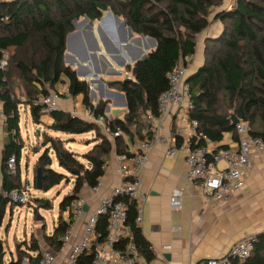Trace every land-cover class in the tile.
<instances>
[{"label": "trees", "instance_id": "16d2710c", "mask_svg": "<svg viewBox=\"0 0 264 264\" xmlns=\"http://www.w3.org/2000/svg\"><path fill=\"white\" fill-rule=\"evenodd\" d=\"M222 0H0V100L2 123L6 141L2 148L0 186V228L8 199L3 192L22 190L19 161L23 142L19 134V106L26 103L32 122L40 123L42 104H34L39 97L46 96L58 83L66 84L70 98L81 96L82 104L90 107L94 116L104 115L108 100L93 104L89 99V84L80 80L73 68L63 61L66 36L74 30L72 20L86 16L91 21L100 19L103 12H111L126 20L127 26L136 35L152 37L156 46L146 59L125 69L132 79L115 81L109 89L124 94L127 109L122 118L107 122L111 132L120 129V134L111 138L100 126L72 113L55 109L49 112L52 123L41 133L42 151L35 162L42 172V188L47 192L68 176L52 168L54 162L73 178L70 193L64 195L58 204V221L50 235L45 236L46 246L54 252L61 249V237L70 224L63 219L70 203L81 196L84 188L96 184L105 170L109 155L129 154V146L142 139L149 127L147 115H157V101L160 93L168 88L167 73L185 57L196 52L197 36L201 34L211 18L222 24L221 32L206 38L204 61L189 72L186 82L189 86L191 108L186 112L189 121L197 123V130L204 133L206 140L189 138V145L203 146L207 142L222 139L230 132L238 139L235 125L231 123L234 114L248 126L250 136L264 141V0H236L235 6L214 12L212 7ZM7 53V54H6ZM24 94L25 100L20 96ZM175 126V125H174ZM49 131L75 135L94 132L96 142L91 149L76 154L67 148L69 140L53 136ZM173 136L179 143L180 136ZM126 138L128 141H126ZM15 155L16 172L7 171V159ZM127 234L115 246L126 242L135 245L140 256L151 261L154 253L150 243L142 234L137 223V201L125 198ZM45 208L47 199H37ZM14 204H10L12 210ZM107 219L101 216L95 231L103 238L107 233ZM250 255L230 264H264V233L256 237ZM39 249V243L31 239L27 249L15 259L5 262L3 242L0 238V264H21L23 256ZM19 251V249H18ZM81 264H90L92 254H82Z\"/></svg>", "mask_w": 264, "mask_h": 264}, {"label": "crops", "instance_id": "0c3cea01", "mask_svg": "<svg viewBox=\"0 0 264 264\" xmlns=\"http://www.w3.org/2000/svg\"><path fill=\"white\" fill-rule=\"evenodd\" d=\"M117 17L104 14L101 21L98 19L92 21V24L89 19H77L68 45L67 42L65 43L64 63L75 72H79L87 82L94 73L98 74L102 80L113 79L108 76L109 71L118 72L119 70L121 71L119 74H122V68L133 64V59L139 54L140 48L149 52L156 46V41L153 44L151 40H140L138 35L130 34L127 24H123L125 19ZM211 25L219 34L222 24L212 18L202 33L209 35V33L206 34V30ZM207 31L213 32L210 29ZM217 34L206 36V38ZM149 41L152 42L151 49L146 47ZM190 57L192 60L194 55ZM98 66L102 67V70ZM82 70L85 71L84 74L80 73ZM58 84L62 86L60 89H66L65 83ZM58 84L55 85V89L60 92L62 90L57 88ZM99 89L100 87L96 88L93 94H99ZM20 98L24 101V94ZM100 99L111 102L108 105L109 111L106 110L107 106L105 107V114L109 120L112 119L110 110L124 106L115 103L108 95ZM57 102L58 109L68 112L83 106L81 96L74 98L59 96ZM22 112L26 119L32 122L26 103H21L19 106V120ZM172 112L171 117L164 120V132L173 136L172 126L175 127V133L180 136L179 143L186 144L191 137L186 113L178 109ZM124 113H119L116 117L122 118ZM178 118H181L180 125L176 123ZM52 121L50 115L46 113L40 115L39 124L32 122L36 137V144L33 147L40 146L41 133L47 131L46 126H49ZM49 132L53 136H58L56 132ZM5 141L6 133L0 118V186L2 148ZM206 145L211 150L219 148L236 150L238 139L232 133L226 132L221 140L208 142ZM129 151H138V144L129 146ZM33 152L38 154L39 151ZM165 152L166 145H155L149 151L143 168L141 189L144 196L137 201V209L141 210V220L137 223L143 236L150 243L154 257L151 261H147L138 253L136 264H192L202 258L221 257L232 243L244 235L264 233V152H253L250 157L251 169L245 175L241 187L228 199L220 202L212 201L195 185L187 184L183 154L167 157ZM114 155L112 152L108 157L107 168L101 177L103 186L99 195L91 196L87 188L81 192V196L87 199V207L81 220L73 227L71 243L79 237L84 221L89 212L97 206L99 198L109 195L111 188L118 182ZM224 167L223 160L215 163L216 171ZM176 188L182 189L183 193L179 208L174 209L170 205L169 196ZM51 233L52 231L47 235ZM66 253L67 249L61 251L62 259Z\"/></svg>", "mask_w": 264, "mask_h": 264}, {"label": "built area", "instance_id": "2783aa9c", "mask_svg": "<svg viewBox=\"0 0 264 264\" xmlns=\"http://www.w3.org/2000/svg\"><path fill=\"white\" fill-rule=\"evenodd\" d=\"M191 57L182 58L178 65L170 70L167 75L168 88L162 91L157 101V115L148 113L149 127L144 133H149L148 139L138 141V151L129 154L114 155L118 182L111 188L110 194L102 196L97 206L89 212L84 221L82 231L74 243H71L73 227L81 220L85 213L84 205L87 199L80 196L74 199L68 210L64 213L63 219L69 223V228L61 237V249L54 252L46 247L30 252L31 257L22 260L21 264H56L61 251L67 249L62 264H81L82 254H92L90 264H136L138 251L131 242L122 246H115L122 237L127 234L126 203L125 198L136 201L143 198L141 189L142 172L148 159L149 151L157 144L166 145V156L183 154L186 164V182L188 185H195L202 193L206 194L214 202L225 201L236 190H238L251 169V155L253 152H264V141L248 134V126L240 121L235 125L238 133V145L236 150L219 148L211 150L207 145H189L177 143L172 135L164 132V120L171 117L172 111L183 110L185 113L191 108L189 86L186 82L188 74V62ZM6 65L5 59L0 62V68ZM61 97L70 98L68 91L62 90L58 94L50 93L39 97L34 104H42L41 114H49L50 111L58 109L57 99ZM86 120L96 122L101 130L113 138L120 134V129L111 132V128L104 115L94 116L90 107L73 108L70 112ZM0 117H3L0 100ZM191 136L195 139H204V133L197 130V123L189 121ZM208 143V142H207ZM223 160L225 167L216 171L215 163ZM9 173L16 172V158L11 155L6 162ZM104 170L107 164L103 166ZM103 182L98 179L95 185L88 189L91 196H97L102 189ZM25 191L11 190L3 192V197L9 203L23 204L25 202ZM182 189H174L169 201L172 208H179ZM141 210L138 209L137 222L141 220ZM103 216L107 219V233L103 238L95 231L98 219ZM257 235L247 234L231 244L227 252L221 257H210L198 259L192 264H230L232 260L242 261L246 259L254 248Z\"/></svg>", "mask_w": 264, "mask_h": 264}, {"label": "rangeland", "instance_id": "374dc122", "mask_svg": "<svg viewBox=\"0 0 264 264\" xmlns=\"http://www.w3.org/2000/svg\"><path fill=\"white\" fill-rule=\"evenodd\" d=\"M235 4L236 0H222L220 5L212 7V13L210 14L209 18L213 17L214 12H217L221 9L231 8L235 6ZM82 18L83 17H80L78 20ZM212 27V25L209 26L207 30L210 29L213 32L210 33V31L206 30V34H217V31ZM209 35L201 33L197 36L196 52L193 59L188 62V73L193 71L203 63L206 36ZM151 46L152 42L149 41L147 44V48L151 49ZM98 68L102 70V67L98 66ZM126 70L127 69L122 68V74L109 71L108 76L113 79H122L125 74L131 75V73ZM84 72L85 71L82 70L80 73L84 74ZM57 88L59 90H62L60 89L62 88V86H60L59 84L57 85ZM99 90V94L95 93L90 97V100L93 104H96L99 100H102L100 98L108 95L115 101V103L119 104L120 106L124 105V99L121 97V95L123 94L122 92L113 89L106 90L103 88H100ZM110 103L111 102H109L108 105ZM181 118H178L176 120V123L178 125H180L181 123ZM19 132L20 138L23 142L19 161V174L24 187L23 191H25V202L23 204H15L12 210L10 209V204L6 206L2 225L0 228V238L3 242L4 251L3 259L5 262H7L9 259H15L19 252L26 250L31 239L36 240L41 245V247H46L47 244L45 242V236L53 231V227L58 221V204L64 195L71 192L74 182V178L64 169H60L57 163L54 162L52 164V168H55L59 172H62L66 176H68L69 181L67 182L64 179L58 185L53 186L47 192L34 188L33 177L35 175V162L37 160L38 154H40L41 152L40 150L42 148V145L40 144L38 148L33 147L36 144L35 128L31 120L26 119L23 112L20 113ZM50 134L52 135V133ZM56 134H58V136H60L61 138L69 140L66 146L76 154L86 152L91 148L92 145H94L96 142H99V140L95 139L94 132L75 134L70 136L63 133ZM126 141H128L127 138ZM33 151L39 152L38 154H35L36 152ZM39 198L47 199L50 204L49 207L45 208L42 204H39L37 202V199ZM37 216L40 217L39 220L37 219ZM26 258L27 256H23V260ZM63 259L61 258V256H59L58 262L56 264H62Z\"/></svg>", "mask_w": 264, "mask_h": 264}, {"label": "water", "instance_id": "95a60500", "mask_svg": "<svg viewBox=\"0 0 264 264\" xmlns=\"http://www.w3.org/2000/svg\"><path fill=\"white\" fill-rule=\"evenodd\" d=\"M104 14L109 15V16H113L114 18H118L117 15L113 14V13L111 12V10L108 9V10H106V11L103 12L102 16H101L100 19H99L100 21L103 19ZM83 19H88V18H87L86 16H83ZM77 21H78L77 19L72 20V24L75 25V24L77 23ZM89 22H90V24H92V21H91V20H89ZM123 24H124V25L127 24V23H126V20H124ZM127 29H128V31L130 32V34H133V32H132V30L130 29V27L127 26ZM73 33H74V31H72V32H70V33L67 34V36H66V38H67V39H66L67 45H68V43H69L70 36H71ZM138 38H139L140 40H141V39L151 40V41L153 42V44H154V42H155V39H153L152 37H148V36H144V35H138ZM144 47H145V46H144ZM146 47H147V45H146ZM149 52H150V51H149ZM149 52H146V51L144 50V48H140V52H139V54H137V55L134 57V59H133V64H135V63L138 62V61H142V60L146 59V57H147V55H148ZM133 64H132V65H133ZM118 73H121V71L118 70ZM76 75L80 77V78H79L80 80H84V79H85L82 75L79 74V72H76ZM128 79H129V80L132 79L131 75H129V74H125V75L123 76L122 79H107V80H102L101 77L98 76V74L94 73V74L92 75V77L88 79V84H89V98H90L91 95L94 93V90H95L96 88H98V87L108 90V89H109V88H108V85H109V84H111V83H113V82H115V81H126V80H128ZM110 90H111V89H110ZM123 95H124V94H122L121 97L124 99ZM123 103H124V106H123L122 108H114V109L110 110V113H111L112 118H115L119 113H124V112H126L127 104H126L125 100H123ZM106 110L109 111V106H108V105H107V107H106ZM230 118H231V123H232V125H236V124L239 122V119H238L234 114H232ZM35 186H36V189H37V190H41V188H42V172H41V169H40V168H37V170H36ZM86 207H87V206L84 205V209H85V210H86ZM37 219L39 220L40 217L37 216Z\"/></svg>", "mask_w": 264, "mask_h": 264}]
</instances>
